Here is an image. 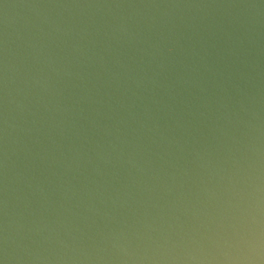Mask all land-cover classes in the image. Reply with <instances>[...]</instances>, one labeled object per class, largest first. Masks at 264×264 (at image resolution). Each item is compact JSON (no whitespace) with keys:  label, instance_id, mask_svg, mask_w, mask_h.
I'll return each mask as SVG.
<instances>
[{"label":"water","instance_id":"1","mask_svg":"<svg viewBox=\"0 0 264 264\" xmlns=\"http://www.w3.org/2000/svg\"><path fill=\"white\" fill-rule=\"evenodd\" d=\"M0 264H264V0H0Z\"/></svg>","mask_w":264,"mask_h":264}]
</instances>
